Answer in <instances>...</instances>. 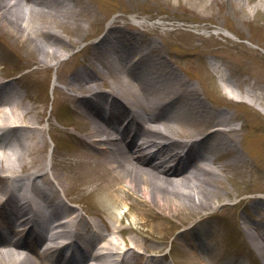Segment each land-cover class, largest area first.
Masks as SVG:
<instances>
[{"label": "bare ground", "instance_id": "obj_1", "mask_svg": "<svg viewBox=\"0 0 264 264\" xmlns=\"http://www.w3.org/2000/svg\"><path fill=\"white\" fill-rule=\"evenodd\" d=\"M22 1L0 0V23L12 36V44L18 46L16 43L20 38L24 42L23 47L28 45L31 48L33 63L51 66V59L59 58L65 49V40L54 32V26L67 22L73 27L77 25L84 10L81 1L24 0L26 7ZM221 31L227 37H233L225 28ZM133 38L131 35L124 36L113 25L106 29L102 38L88 45L89 50L103 54L104 60L99 59L102 67L109 72L116 71L118 78L107 91L83 85L92 72L97 73L95 70L74 69L67 76V84L83 93L82 96L71 95V98L87 115L89 122L84 126V141L89 147H94L100 159L95 161L97 164L93 167L84 163L88 170L82 171L75 181L83 182L101 194V197H97L96 208L85 212L92 219H87L83 212L78 214L77 207L67 206L59 200L51 175L43 171V139L36 127V108L28 106L19 92L7 95L0 90V225L7 230L13 228L8 218L12 206L15 208V218L20 223L32 221V217H26L23 206H26V210L45 215L43 227L50 217L61 212L67 219L62 224L64 228L60 234L55 237L51 233V243L42 251L39 250L41 236L26 241L28 233H23L24 229L15 230L22 237L14 242L0 234V245L4 246L0 250V264H157L170 253H163L161 247L153 249L154 243L149 240L133 237L127 242L122 237L124 233L141 235L143 232L136 225H140V220L137 221L135 215L133 224L126 228L122 227V220L118 221L115 216L116 211L119 213L122 207L127 206L129 196L142 195L153 207H174L176 216L182 214L188 219L222 198L224 187L219 172L207 161L217 151L228 153L230 139H222L216 133L222 124L218 119L229 123L230 117L222 109H217L215 115L200 98L197 88L175 74L162 58L159 61L152 59L150 55L157 52L156 46L146 53L141 48L137 49ZM126 50L133 52L136 65L124 66L117 53ZM197 55L203 56L200 52ZM214 69L222 82L233 85L229 76L222 71L219 73L216 67ZM131 81L139 84L133 86ZM1 85L0 88L8 87L12 83ZM119 91L123 95L118 94ZM225 94L231 100L247 97L258 107H264L262 98L247 88L240 91L238 87L235 90L231 87ZM117 104L120 111H113ZM133 106L142 108L133 116L137 126L135 135L141 141L138 143L130 136L123 143L127 131L120 135L113 125L121 112L128 111L127 116H130ZM148 116L151 117L149 122ZM157 119L158 122L165 120L161 130L158 123L155 124L154 120ZM20 132L30 134H24L22 138ZM157 135L166 140H157ZM25 139L28 143H25ZM231 142H234L233 139ZM52 176L64 190L63 181ZM117 187H120V194L115 190ZM6 195L9 199L4 201ZM127 212L122 213V217L125 218ZM193 225L181 229L179 233L182 246H186L181 252L182 256L190 264H198L202 260L199 252V247H202L208 259L219 260L221 255L217 248H206L216 231L211 227L208 232L204 227L195 231ZM243 231L248 249L252 245L253 250L264 258V234L262 244L252 236L250 228L244 226ZM114 234L120 235L122 241ZM55 238H62L60 243L66 247L82 246V256L65 257L61 249L53 250L56 247ZM130 241L132 244H129ZM150 249L157 253L151 254ZM157 256L161 258L155 261Z\"/></svg>", "mask_w": 264, "mask_h": 264}, {"label": "rangeland", "instance_id": "obj_2", "mask_svg": "<svg viewBox=\"0 0 264 264\" xmlns=\"http://www.w3.org/2000/svg\"><path fill=\"white\" fill-rule=\"evenodd\" d=\"M80 1L84 10L77 25L73 27L68 22L53 25L54 32L64 38L65 49L59 58L51 59L48 67L32 62L31 48L23 47L20 38L16 43L18 46L12 44V36L0 23V68L3 66L0 80L4 84L12 83V86H3L1 91L7 95L19 92L28 106L36 108V127L43 139V171L48 172L53 181L52 175L62 180L66 196L81 202L85 210L97 206V197H101L99 191L83 182L75 183L78 175L88 170L84 163L93 167L100 159L95 150L80 139L85 137L84 126L89 120L71 98V95L82 96L83 93L67 84V76L74 69L88 68L97 73L92 72L83 85L107 91L115 83L116 71L109 72L102 67L99 59L104 60L103 54L89 50L88 45L100 39L108 27L116 25L124 36H133L134 45L146 53L156 46L157 52L150 55L152 59L159 61L162 58L175 74L197 88L200 98L215 115L217 109H222L230 117L229 123L218 119L222 124L216 133L222 139H230L228 153L217 151L207 161L209 166L217 168L223 183L220 201L188 219L182 214L176 216L174 207H153L142 195H130L126 200L130 210L125 218L121 217L127 206L119 213L116 211L115 216L121 218V225L126 228L133 224L135 215L137 221L140 220V225H136L143 232L141 235L124 233L122 237L127 242L133 237L149 240L154 243L153 249L161 247L163 253L170 247L171 256L157 264H190L181 256L179 233L195 223L196 227L201 226L204 221L200 219L207 216L206 222L216 232L206 248H217L221 258L218 261L206 259L199 247L202 260L198 264H264V258L255 250L246 255L247 239L241 230V226H247L256 241L263 244L264 107H258L247 97L242 102L241 97L231 100L225 94L228 87L221 84L214 69L216 67L219 73L222 71L230 77L233 85L229 86L234 90L236 87L240 91L247 88L264 103V0ZM22 4L27 6L24 0ZM84 16L87 18L83 19ZM222 28L233 37L222 34ZM198 52L203 56L197 55ZM123 54L132 56L133 52L117 53L125 62ZM113 57L117 58L116 55ZM131 84L137 86L139 82L131 81ZM133 107L136 111L142 109ZM124 118L122 114L116 123ZM24 134L30 133L20 132L22 138ZM24 141L28 143L27 139ZM54 183L55 186L57 183ZM115 190L121 193L120 187ZM58 191L64 199V192ZM114 235L122 241L120 235ZM249 247L253 248L252 245ZM150 253L157 252L150 249ZM158 258L161 257L157 256L155 261Z\"/></svg>", "mask_w": 264, "mask_h": 264}]
</instances>
